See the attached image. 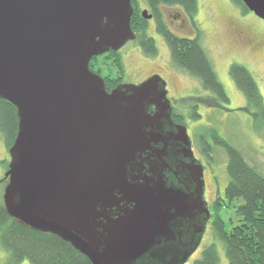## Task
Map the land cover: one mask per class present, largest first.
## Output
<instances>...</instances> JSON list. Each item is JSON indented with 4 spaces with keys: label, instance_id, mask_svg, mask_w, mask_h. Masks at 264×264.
I'll list each match as a JSON object with an SVG mask.
<instances>
[{
    "label": "water",
    "instance_id": "95a60500",
    "mask_svg": "<svg viewBox=\"0 0 264 264\" xmlns=\"http://www.w3.org/2000/svg\"><path fill=\"white\" fill-rule=\"evenodd\" d=\"M240 1L264 21V0ZM132 14L131 0H0V99L17 117L2 202L14 221L58 236L91 264H184L190 254L159 245L191 210L188 197L164 186L160 159L150 177L132 171L166 137L165 82L154 75L107 92L89 69L136 38ZM198 189L207 220L201 180Z\"/></svg>",
    "mask_w": 264,
    "mask_h": 264
},
{
    "label": "trees",
    "instance_id": "16d2710c",
    "mask_svg": "<svg viewBox=\"0 0 264 264\" xmlns=\"http://www.w3.org/2000/svg\"><path fill=\"white\" fill-rule=\"evenodd\" d=\"M243 12L247 8L240 0H233ZM149 9L155 16L158 33L168 45L174 65L186 70L200 79L203 86L211 88L216 98L227 101L224 87L219 83L211 62L198 39L178 38L164 28L159 20L158 6H179L186 15L193 19L197 13L196 0H146ZM130 26L137 35L142 52L146 56L156 53V46L151 37L145 33L147 22L138 10H133ZM98 58H103L111 65L107 78L112 84L123 78L124 70L119 52L109 51ZM93 57L89 62V68ZM91 69V68H90ZM229 74L237 88L242 92L247 105L264 119V103L259 88L251 73L241 64H232ZM17 130L15 107L4 99H0V135L3 137L6 150L13 143ZM214 143L220 146L226 155V173L228 182L224 190V205H232L234 200L241 199L236 206L239 223L228 226L216 213L211 227L222 243L227 264H264V173L248 164L242 154L217 135L212 134ZM204 153L206 147L203 149ZM6 171L8 162L5 161ZM1 182L7 183L4 177ZM216 206H223L216 203ZM0 249L7 254L5 264H91L81 253L69 243L50 233H42L14 221L6 212L0 200ZM191 264H219L217 246L211 243L206 246L199 258Z\"/></svg>",
    "mask_w": 264,
    "mask_h": 264
},
{
    "label": "rangeland",
    "instance_id": "374dc122",
    "mask_svg": "<svg viewBox=\"0 0 264 264\" xmlns=\"http://www.w3.org/2000/svg\"><path fill=\"white\" fill-rule=\"evenodd\" d=\"M196 1L197 13L194 20L202 31L199 42L205 50L212 67L216 70L219 81L224 86L229 103L225 105V109H228V111L217 107L210 111L206 107L199 108L201 114L197 111L201 118L196 117L198 119L195 122L189 120L186 121V124L194 137L200 133H204L205 136L216 134L236 148L249 165L264 173V119L254 110L244 112L236 109L245 106V98L235 85L231 86L225 81V75L230 79L228 73L230 64L234 62L241 64L255 79L264 103V21L249 11L243 12L233 0ZM177 24L179 34L188 35L187 23L182 24V22L177 21ZM148 27L153 28L151 23L148 24ZM235 27H241L244 30L242 39L239 38L240 40L233 34ZM148 33L155 39L158 49L156 57L146 56L135 41H129L120 49L125 81L135 83L153 72H159L170 82V96L174 97L175 104L184 107L187 110V115L193 114L196 109L191 106L198 102L199 98L179 99L176 96L183 94L185 86L192 88L190 93H198L197 89L200 85L198 79L177 69L169 57L167 47L161 43L163 41L160 36L150 30ZM255 40L261 45L251 46L249 44V41L254 42ZM99 63L104 65L105 70L103 73L109 70L107 68L111 70V65L107 64L103 58H100ZM170 96L169 98H171ZM195 150L198 157L205 160V166L207 167L205 173L207 185L205 199L209 209L213 215L218 213L228 226L237 225L240 218L236 214L235 208L242 203V200H234L229 207L224 205V190L228 182L226 173L227 158L224 150L218 145H213L211 160L204 159L196 138ZM5 161L9 162V155L3 137L0 135V200H2L5 187L4 183L1 182L6 173ZM213 175L219 185L218 193L212 178ZM215 198H219L223 205L221 208L213 205ZM211 243H215L217 246L219 264H227L222 243L218 240L211 226L197 253L193 254L186 264H191L199 258L202 250ZM6 257V252L0 249V264H5ZM21 264L29 263L23 261Z\"/></svg>",
    "mask_w": 264,
    "mask_h": 264
},
{
    "label": "flooded vegetation",
    "instance_id": "af4514ba",
    "mask_svg": "<svg viewBox=\"0 0 264 264\" xmlns=\"http://www.w3.org/2000/svg\"><path fill=\"white\" fill-rule=\"evenodd\" d=\"M131 6L133 10H138L140 12V15L142 16V11H146L147 14L142 16V18L147 22V26L145 28V33L151 37L154 41V44L156 46V42L153 36H151L148 31L150 30L152 33L157 34L160 36L162 39L163 45L167 47L169 51V57L171 58L170 54V49L166 42L164 41L163 37L158 33V26L156 24V19L151 10L148 7V4L146 3V0H131ZM158 16L159 20L164 24V28H166L167 31H169L171 34L175 35L178 38L182 39H187V40H194L198 39L200 41V37L202 35V31L200 28L196 25L195 22V17L193 19L189 18L184 10L179 7V6H158ZM147 16H150L149 18ZM196 16V15H195ZM178 22H182V24L188 25V35H180V31L178 28ZM151 23L152 27H148V24ZM191 33V35H190ZM244 30L241 29V27H235L233 29V34L235 37L240 40L242 39L241 37L243 36ZM136 35V33L134 32ZM190 35V36H189ZM240 38V39H239ZM132 41L137 42L140 50L142 51V48L140 46V43L137 40V35L136 38ZM129 42V41H128ZM127 42V43H128ZM249 44L251 46L255 45H261L257 40L254 42L249 41ZM263 44V42H262ZM117 52L120 53V50ZM158 52L157 46H156V53L150 57H156ZM102 56V55H101ZM99 57V56H98ZM96 57V59L92 60L90 70L94 73L99 75L103 80L105 84V88L107 92H110L113 88H115L118 85L121 84H139L142 81L146 80L147 78L158 75L162 78V80L165 82V90H166V98L169 101L171 110H170V123H164L163 128L164 132L163 134L166 135L162 141L157 142L156 144H152V150L151 151H144L142 152L139 157L135 160L134 164L132 165V171L136 170H142L143 175L149 176V173L152 169L156 167V165H159V161L163 163V170L161 172L162 174V182L164 183V186L166 188H171L175 191H178L188 197V203L190 202L191 210L189 212H181V215L176 217L170 224V234L167 236L166 240L162 239L161 243L159 246L165 245L166 249L169 251H172L174 248L176 249L179 254L182 255H188L190 254L189 258L193 255L196 254L198 249L201 246V243L204 241L205 236L208 233V229L211 226V222L213 220L214 215L212 214L211 210L209 209V206L206 202L205 195L207 192V185H206V177L205 173L207 170V167L205 166V160H202L201 158L198 157L196 150H195V138L198 142V146L201 149V155L204 157V159H209L211 160V149L213 145H216L214 143V140L212 139L211 136H205L204 133L197 134L196 137L192 135L190 132V128L187 126L186 121L192 120V122H195L198 118H201V113L199 111V108L206 107L208 111L212 110L213 108H220L221 110L228 111V109H225L226 103H229V98L226 94V103L221 102L217 100L215 94L212 92L211 88H206L203 86L202 82L200 79L192 76L189 74L186 70L176 66L177 69H180L184 72H187L190 76L198 79L199 81V87L197 89L196 94L190 93L192 88H187L185 86L183 94H178L176 97L177 98H199V101L196 102L194 105L191 107L193 109H196L195 112L191 115H187V110L184 107L177 106L175 104V99L174 97L170 96V82L159 72H153L150 75L146 76L144 79L139 80L135 83L131 82H126L124 79V74L123 78L120 81H116L112 84L111 78H107L109 73H110V68H107V72L103 73L105 70L104 65H101L99 63L100 58ZM233 60V59H232ZM91 61V60H90ZM172 61V60H171ZM103 62V61H102ZM231 63V62H229ZM228 63V64H229ZM234 63H231L230 66ZM229 66V67H230ZM213 71L215 72L216 75V70L213 68ZM229 73V69H228ZM217 77V75H216ZM229 78L225 75V81L232 85H235L234 80L231 78L229 74ZM218 79V77H217ZM219 81V79H218ZM221 84V82L219 81ZM223 86V85H222ZM224 87V86H223ZM237 87V86H236ZM186 91V92H185ZM242 93V92H241ZM169 96L171 98H169ZM236 109L242 110L244 112H247L248 110L251 111L250 107L247 105L246 100H245V106L244 107H238ZM199 113H198V111ZM148 112L151 114H154L156 112L154 107H149ZM198 117V118H196ZM185 128L186 133L190 142V150L192 153V158L189 159L186 157V152L182 149L181 147V142L178 140V129L177 128ZM182 130V129H180ZM172 134L173 136L169 139L167 136ZM216 135V134H214ZM168 138V139H167ZM206 147L207 152L203 151V149ZM164 154V156H162ZM152 156V158H149ZM160 159V160H159ZM156 164V165H155ZM159 167V166H158ZM196 167L200 168V179L197 178L196 174ZM160 168V167H159ZM213 180L214 184L216 185L217 188V193L219 192V185L216 180V177L213 175ZM202 181L203 185V199L206 203L208 212H209V218L206 220V215L203 214L202 207L197 206L194 202L195 199L199 195V189H198V181ZM216 197V196H215ZM216 199V198H215ZM214 201V199H213ZM216 203H221L219 198H217L213 205L215 206ZM217 207V206H216ZM180 256V257H181ZM188 258V259H189ZM187 261L184 263L186 264ZM148 261L150 263L153 262V260L148 259L146 260L147 264ZM143 263V262H142ZM141 263V264H142ZM144 264V263H143Z\"/></svg>",
    "mask_w": 264,
    "mask_h": 264
}]
</instances>
